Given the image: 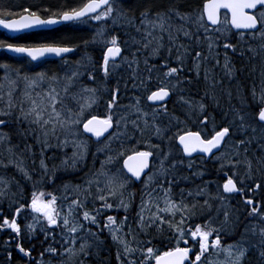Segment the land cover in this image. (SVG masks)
<instances>
[{"label":"snow or ice","instance_id":"obj_1","mask_svg":"<svg viewBox=\"0 0 264 264\" xmlns=\"http://www.w3.org/2000/svg\"><path fill=\"white\" fill-rule=\"evenodd\" d=\"M142 2L143 0H137L138 5ZM113 3L114 0H81V3L77 6L64 10L35 6L36 10H33L32 7H23L17 12L6 6L3 0H0V27L13 33H20L50 25H79L88 21L106 22L108 18L112 17ZM155 6V0H147L140 12V25L145 29L143 42L135 41V43L141 44V47L136 52L131 53V59L122 55L123 49L120 46L118 36L105 38L104 31L101 29L97 31L96 37L93 38V43H96L97 38H99V42L104 45L101 56L102 63L99 68L103 79L107 81L109 78H116L115 87L111 90L106 89L109 92L110 99L106 102V116L104 118L92 115L86 122L82 119L85 110L96 103V88L81 87L80 93L74 94V99L76 96H80L84 100L83 104H79L78 101L79 108L76 112L66 108L63 103L69 89L82 77L86 76L91 83H96V76L94 75L96 69L94 67L91 69L85 68V71L82 72L79 70L82 66L81 62H77L76 70L60 77L55 73L49 75L44 71L23 72L20 68L13 69L6 62L0 63V69L4 72L3 77L0 78V81H2L0 82V104H2L0 106V144L10 141L9 135L3 132L2 129L13 123L9 117L17 108L19 109L17 121H26L29 125V133L22 132L21 135L31 134L33 131L32 125L39 128L42 134L43 139L37 138V143L41 145L39 163V174H42L41 179L47 176L50 171L43 158L45 148L51 146L48 144V137L50 135L55 136L58 128L73 137L77 136L78 133L70 130L81 128L82 133H91L96 137L98 143L100 138L104 137L106 140L104 148L109 151H112L111 144L113 142L123 146L128 141H134L137 134L143 137L145 131L149 129H151L152 135L163 142L164 134L169 129L161 128L155 122L160 114L169 118V127H171V122H175L176 125L186 123L180 120L179 117L169 114L167 109V102L172 95L185 91L180 85L183 83L192 84L191 79L181 78V73H184L186 69V58L189 56L192 58V70H194L196 78L201 75V65H205L203 69L204 81L210 87L215 88L216 83H219V81L212 82V70L207 65L210 62H214L216 66L220 65V53L216 49L221 45L219 40L214 38L215 34L220 32L218 26H223L228 31H231L232 28L246 29L249 30L253 39L264 40V0H207L203 10L195 17L190 14H182L171 0L166 11H157L153 15ZM222 9L226 10L223 19L221 18ZM41 12L45 13L46 16H42ZM172 17L178 18L182 24L174 26L171 22ZM128 22L134 23V20ZM187 22L193 24L194 30L183 26ZM208 22H211L212 28L208 26ZM136 30L140 32V27H137ZM156 30H159L160 35H153ZM164 34H167L168 37L166 56L163 58L164 63L160 65V68L166 69L163 72L164 80H160L157 76L158 83L163 86L150 91L147 85L152 80V72L158 71V69L155 65H150L148 57H145L143 63L147 76L142 77L139 73L140 60L138 53H142L144 49L149 48L155 42L151 55H159L161 48L165 47L162 43ZM181 36L188 41L187 44L179 42ZM241 38H243V33H241ZM72 40V37H65L56 43L39 45L13 44L0 41V52H12L20 57L30 58L32 62L54 56L64 59L65 64H67L69 61L66 59V55L76 52L79 47V45L72 43ZM222 47L224 49L223 70L225 73H231L233 69L229 67L230 61L227 52L231 50L236 53V45L225 42ZM174 50L175 57L173 59ZM240 55H243V50H241ZM85 59L91 63L90 58L86 57ZM173 62L176 66H172ZM119 71H127V78L119 76ZM13 75L15 79H12ZM121 80L124 81L123 84H121ZM19 81H23L24 89L22 92L23 100L17 105L13 102V96L15 86ZM3 82L8 84L6 93L3 92ZM129 82H131L133 90L150 91V94L145 97L147 101L161 102L159 106L155 104L152 106L151 125L149 124V113L143 111L140 97H132L135 101L133 104L121 105L119 103L118 98L128 90ZM61 83L62 87L58 90L56 85ZM45 85H47L46 88ZM37 89H40V91H37ZM61 93L64 94L63 97ZM84 93L88 95L84 96ZM251 95L253 100L259 103L258 112L250 117L260 125L259 135H257V127L248 123L249 113L241 114V109L236 108L230 110L232 112L231 118H229L227 112L222 113V120L226 126L222 124L219 126V130H216V118L208 114L207 105L204 103V99L209 96L207 91L204 92L200 100L180 95L178 97L179 102L186 105L188 109L185 115L191 118L193 111L196 112L198 122L203 126L211 124L214 133L206 139L201 135V132L188 130L184 131L182 135L177 132L167 138L169 143L174 138L178 139L179 144L182 145V153L187 160L186 164L184 159L174 160L166 167V162L172 154L171 150L166 152L159 144H149V148L152 150L137 151L133 149V155H129L124 160L126 173L118 170L116 173L110 174L105 171L118 156L124 154L123 152H117L116 156L106 155V159L101 161L100 169L91 178L85 179V186L77 185L75 187V195L72 198H69L66 194L70 187L66 184L64 186L65 195L61 197L65 201L70 200L67 203L66 211L64 208H58L57 196L50 193L47 194L50 199H45L46 194L44 192L37 194L34 191L30 203L27 201L23 203L16 200L10 201L8 210L11 218L4 215L3 211L0 210V231L10 230V239L4 240L0 244V247L4 249L2 254L4 264H10L13 251L20 255L21 260H26L27 264H43L44 253H41V259L37 262L32 256L35 246L25 248L22 242L26 238L31 243L34 238H37V231L44 236L45 243L49 240L56 241V229L60 230L61 239L65 244L75 245L76 240L81 238L79 236L81 232L97 237V233L91 231V226L99 228L100 219L98 218L105 216L109 210H113L114 205L109 200H115L116 211L123 210L127 213L132 206L134 193L130 192L127 199L123 198V190L131 181H140L143 184L140 204L135 215L139 231L147 233L149 229H154L159 234L167 229L171 233L168 243L174 242L175 246L169 247L166 251L147 246L151 241H137L134 235L136 230L131 227L127 215L119 223H117L116 217L107 215L104 228L108 230L112 240L118 245L116 254L118 264H124V259H121L122 255L127 260V264H136L131 257L137 252L143 257L141 264H202V257L209 252L210 248L225 254L223 264H243L250 251L255 252L258 264H264V227L258 224L246 225L240 240L226 247L222 246L220 235L223 226L229 223L230 215L238 211V209L232 207V200H236L246 210L248 217L264 221V204L260 203V198L264 196V177L257 179V176L253 174L252 160L248 158L253 143L256 144L258 151L264 153V82H262L259 95L255 86L252 88ZM5 96H7L6 101ZM229 96H231V93H229ZM24 102H27V108L24 107ZM212 102L217 103L215 96H212ZM58 104L60 105L59 109L57 108ZM133 115L136 118L130 119ZM129 128H131V131H129ZM105 133H108L107 137H105ZM238 133L242 134L243 138L233 142L229 147L228 142L232 141V137ZM56 139L59 140V137H56ZM69 143L73 145L76 151L69 158L72 161L70 165L67 159L62 161V164L65 167L75 168L76 161L84 159L87 147L84 141L78 139L69 141L67 138L61 141L58 146L66 147ZM14 147L18 146H10L7 149L10 157L14 154ZM223 148H229L228 153H225ZM25 150L31 152V146L26 144ZM98 151H104V149H98ZM217 152L220 155H216ZM193 153L207 154L208 157L221 162V170L230 167L235 171L231 176H228L226 182L222 185H216L215 195L209 192V185L216 182L209 180L204 181L202 185L192 190L181 188L180 198L177 201L173 198V188L178 186L181 180L188 181L193 177L202 178L205 175L203 171L199 170L193 172L192 177L177 175L178 168L186 167L191 170L196 166ZM150 157H154L158 161L157 164L153 165L156 171L153 172L150 169L149 173H145V169H149ZM255 159L259 169L264 170V156L255 157ZM22 163V161L17 162L11 158L9 159V164H15L24 178L31 181L32 175L22 167ZM7 166L3 161H0V167L6 168ZM241 168L244 169L242 173ZM127 173L131 175L128 176ZM142 175L146 176L143 181H141ZM157 177L158 181L155 179ZM53 178L54 171L49 179ZM9 183L8 180L0 177V203L7 194ZM33 188H35V182H33ZM93 189H95L94 196L92 195ZM187 197H192L193 203H187ZM200 197H206L203 204L198 202ZM89 200L93 204L91 211H88L85 207ZM210 200L216 201L218 204L215 209L216 215L210 217L205 225H196L194 230L187 229L185 225L192 220L196 209H212V205L209 203ZM97 203H99V207H96ZM28 215L32 216L31 222L22 224L21 221H27ZM221 215H223L221 228L213 227L214 221ZM177 216H179V220L173 223ZM236 219L239 220V217H236ZM126 224H128L127 233L123 231ZM249 231L253 235L259 236L258 242L251 243L245 239ZM186 232L189 239H193L198 243V251L195 253L192 252V247L187 246ZM214 233L215 236L210 242V238L213 237ZM128 236H131V240L127 239ZM161 243L164 242L161 241ZM133 244L137 246L133 247ZM140 244L145 246L140 247ZM181 244L185 246L182 247ZM89 247L90 245L87 242L81 243L79 252L84 253ZM45 251L51 255L57 254V249L51 245ZM64 253H68L69 258L77 254L71 247L63 248L60 255ZM190 253H192L191 256Z\"/></svg>","mask_w":264,"mask_h":264},{"label":"trees","instance_id":"obj_2","mask_svg":"<svg viewBox=\"0 0 264 264\" xmlns=\"http://www.w3.org/2000/svg\"><path fill=\"white\" fill-rule=\"evenodd\" d=\"M206 0H171L172 3L175 4V6L178 8V10L182 14H190L191 16L195 17L197 16L202 10L203 5ZM170 0H155L156 6L153 8V15L157 11H166L169 6ZM3 3L6 6L11 7L14 11H19L23 7H32L33 10H36L35 6L40 7H49L53 8L54 10H64L66 8H71L77 6L79 3H81V0H3ZM147 3V0H143V2L138 5L137 0H114L113 3V14L112 17L108 18L106 22H97V21H88L86 23H81L79 25H60L52 29H42L38 31H32L23 33L21 35L17 36H11L7 35L5 32L0 31V41H4L5 43H13V44H25V45H39L43 43H56L61 38L65 37H72V43L79 45L76 52L70 54L68 61L69 63L65 65V68H70L71 71L76 70L77 62H81L82 66L79 68L80 71H85V68L91 69L95 68L96 71L94 72V75L96 76V83H90L91 88H96V98L102 103V106L100 109L95 108V112H98L99 116H106V102L110 99L109 92L107 90H111L116 85V78H109L107 81L103 79L102 72L99 71L100 64L102 63V49H104V45L99 42V38H97V42L93 43V38L96 37V33L99 30L104 31L105 38H110L111 36H118L120 40V46L123 48V56H128L129 59H131V53L136 52L138 48L141 47V44L135 43V41H141L143 42V32L144 28L140 25V12L143 10L144 4ZM223 13V17H224ZM42 16H46L45 13L41 12ZM134 20V23H129L128 21ZM171 22L174 26H179L182 24V22L176 18L172 17ZM184 27L190 28L194 30V26L191 22H187L183 24ZM210 28L213 26H210ZM137 27H140V32H137ZM220 27V32L216 33L214 38H217L220 43V47L216 50L220 53L219 59H220V65L216 66L214 62H210L207 67L210 68L211 71V79L213 83H216L219 81V83H216V87L212 88L206 82L204 81L203 77V69L205 65H201V75L199 78H196L194 70H192L193 61L192 58L189 56L186 58V69L184 73H181V78L187 77V79L192 80V84L183 83L180 85L181 88L185 89L183 92H177L176 94H173L171 99L167 102V109L168 113L175 115L179 117L180 120L185 121L186 123L176 125L175 122H171V127L169 118L163 114H160L158 118L156 119V123L161 128H168L169 130L165 132L164 134V140L163 142L159 139H157L154 135H152L151 129L146 130L143 137L139 136V134L136 135V138L134 141H128L121 146L119 143L113 142L111 144L112 151H109L108 149L104 148V145L106 143V140H101L99 143L97 141H94L91 138H87L88 143L86 144L87 152L84 156V159L80 161V164L76 166L75 170H72V172H79L82 173L84 176V179L91 178L94 173H96L101 166V161H104L106 159V155L116 156L117 152H123L124 154L122 156H118L114 161L113 164L109 166V168L105 169V171H108L110 174L116 173L118 170L125 173L122 167V161L123 158L133 152V149L137 151H149L152 150L149 148V144L156 145L159 144L164 151L171 150V156L169 157V160L166 162V167L168 164H170L174 160H185V164L187 163V160L185 159V156L182 155L180 147L177 144V139L174 138L170 143L168 141V137L173 136L174 133L179 132V134L184 133V131H199L201 132V135L204 138H210L213 133V127L211 124H208L206 126L201 125L198 122L197 119V113L193 111L191 118H189L185 113L188 111L186 105L179 102L178 97L180 95L187 97H192L194 100H200L201 97L204 95V92L207 91L209 93V96L204 99L205 105H207V111L208 114L211 116H215L216 118V130H219V126L222 124H225V122L222 120V113L227 112L229 118L232 116V112L230 111L232 108L241 109V114H244L245 112L249 113L248 123L257 127V135H259V127L255 120L251 119L250 117L252 115H255L259 110V103L257 101H254L251 95L252 88L255 86L256 92L259 95L260 89L262 86V82H264V40L261 39H253L250 35V32H235L233 29L231 31H228L223 26ZM241 33H243V38H241ZM153 35H160L159 30H156L153 32ZM85 42H88L87 44ZM126 42V43H125ZM181 43L187 44L188 41H186L182 36L180 37ZM231 43L235 44L237 51L236 53H233L231 50L227 52V55L229 57V67L233 69L231 73H225L223 70L224 65V49L222 47L223 43ZM162 43L164 44V48H161L160 54L157 56L151 55L152 47L155 46V42H153V45L150 46L147 49H144L142 53H138V58L140 60L139 64V73L142 77L147 76V72L145 70V65L143 63V60L145 57H148V63L150 65H155L156 69L158 71L152 72V80L150 83H148L147 88L150 91H153L157 89L161 85L157 81V76H159L160 80H164L163 72L166 71L164 68H160V65L164 63V57L166 56V48L168 47V37L167 34H164V38L162 40ZM201 50V49H197ZM241 50H243V55H240ZM90 58L91 63L85 58ZM175 57V50L173 51V59ZM5 60L8 64H21L22 59L20 57H13V56H7L4 54H0V63H3L2 60ZM119 60V59H118ZM88 61V62H87ZM49 64H52L53 67H55L56 64H58L56 60H47L46 61ZM44 62V63H46ZM41 63L40 65L44 64ZM172 66H176L175 63H172ZM23 67V66H22ZM4 74L1 75V78ZM119 76H123L127 78L128 72L127 71H119ZM12 79H15V76H12ZM87 77H82L79 81H77L74 86L69 89V95L77 94L78 91H80V82L81 86L84 87L87 84L86 80ZM6 83V82H5ZM88 83V84H89ZM124 81L121 80V84H123ZM175 83V81H173ZM7 84V83H6ZM88 86V85H87ZM6 89L8 90V84ZM150 91H144L143 89L140 90H133L131 87V82H129V87L126 92L123 93L118 99L119 103L121 105H129L135 103V101L132 99V97H140V103L143 108V111L149 113V124L151 125L152 119V104H150L145 97L150 93ZM229 93H231V96H229ZM98 96V97H97ZM212 96H215L216 104L212 102ZM7 96L4 97L6 100ZM14 101V98H13ZM2 106V104H0ZM218 105V106H217ZM135 115L131 116L130 119H135ZM115 120V117H114ZM14 127V125H12ZM143 126V125H141ZM226 126V124H225ZM5 129V128H3ZM129 131H131V128H129ZM8 133L11 135L10 141H7L4 143V148L0 146V161H3L4 164L8 165L5 167H0V177H3L4 179L9 180V177L11 178V183L8 185L7 194L5 198L3 199L2 203H0V210L3 211V214L6 216H9L11 218V214L8 210V205L10 201L16 200L21 203L25 201H29L30 197L29 194H26L29 189L28 185H25V180H23L18 175V170L16 166L9 164V162L5 161L10 156L7 149L10 146H20V144L24 143V140L21 138L22 135L16 134L13 129H9ZM19 133V132H18ZM16 137V138H15ZM243 138L242 134L238 133L232 137V141H229V147L232 145L233 142ZM26 141V140H25ZM138 141L139 143H137ZM28 142V141H27ZM15 148V147H14ZM98 149H104V151H98ZM52 150V149H51ZM34 156L30 159L35 162V167L37 171L40 173L39 169V163L41 159V152L37 148L32 149ZM53 152H44L43 158L45 159V162L47 164L48 169L51 167H54L57 169L58 172H60L62 169H58V162L57 158H59L60 153H64L63 151L57 150L56 155L57 158L54 161L52 160V157L54 155L55 150H52ZM223 151L225 153H228L229 148H223ZM17 151L14 150V157H19ZM39 154V156H38ZM66 154V153H64ZM68 154V153H67ZM217 155H220L218 153ZM155 156V153H154ZM264 156V153H261L257 150V146L255 143L251 146L248 158L252 160V165L254 169V175L257 176V179L259 180L261 177H264V170H260L259 166L256 163L255 157ZM39 157V158H38ZM201 157H203L201 159ZM39 160H38V159ZM195 159V165L193 169L189 170L186 167L185 168H178L177 169V175H187L189 177H192V173L195 171H203L205 175L202 178H191L188 181L181 180L178 184V186L173 188V198L179 201V192L180 189L183 188L185 190H192L196 188L197 186L202 185L204 181H215V184L209 185V192L212 195L216 194L217 188L216 185H222L227 180V176H231L233 174L234 169H231L230 167H225L223 170H221L220 161H216L214 158L211 157H205L202 155H198L196 157H193ZM155 164H157V160L154 158ZM34 163L32 164V166ZM153 168V166H152ZM151 171H155L154 168L151 169ZM241 173L244 171L243 168L240 169ZM67 172V171H66ZM50 173V171H49ZM7 175V177H5ZM45 178V176H44ZM235 178V177H233ZM15 179V181H13ZM146 179V178H145ZM158 181V178H155ZM33 180V179H32ZM35 182V179L33 180ZM31 181V182H33ZM21 184V187L19 186ZM138 188L136 191L133 190V193L135 194L134 202L132 203V206L128 210L127 213H125L123 210L116 211L115 206L113 210H109L105 216L100 217V227L97 228L96 226H91V231L94 233H97V237L89 236L85 232L79 233V236L81 238H78L76 240L75 245L72 244H65L64 241L61 239L60 236V230L56 229V241L53 242L52 240H49L48 242H44V236L37 231L36 237L34 238L31 243L25 238L23 239V244L25 248H31L34 247V251L32 252V256L35 258V261H40L41 259V253H44L43 256V264H118V261L116 259L117 249L118 245L115 243L111 235L109 234L108 230L104 228V222L107 215H112L116 217L117 223L120 222V220L123 219L125 215L129 218V223L131 224V227L135 229L134 235L136 236L137 241L140 242H147L151 241L150 244H147V246L153 247L154 249H159L161 251L168 250L169 247H174L173 243H168L169 237L171 236V233L165 229L163 233H157L154 229H149L147 233L140 232L137 228V222L135 221V215L138 211V206L140 204V198L142 194L143 184H137ZM34 189V188H33ZM95 190V189H93ZM132 193V187L131 184L126 185L125 189L123 190V196H125V199L128 198V193ZM25 193V194H24ZM94 196L95 193H92ZM119 197V196H118ZM23 198V199H22ZM206 197H200L198 198L199 204L204 203V199ZM238 199V198H237ZM115 202V200H112ZM186 202L191 204L193 203L192 197H187ZM112 203V202H111ZM209 203L212 205V209H196L195 215L192 218V220L188 221L185 227L187 229L193 230V228L197 225H205L207 220L210 217H213L216 215L215 209L218 207V204L216 201H209ZM260 203L264 204V196L260 198ZM231 205L233 208L238 209V211L232 213L230 215L229 223L227 225L223 226V229L221 230V237H223V242L232 244L237 243L240 238L241 234L244 232V228L246 225L251 224H258L261 227H264V221H260L259 219H254L247 216L246 210L239 205L236 200L231 201ZM67 204L64 205V208H66ZM163 206V205H161ZM86 209L88 211H91L93 208V204L87 203ZM99 207V206H98ZM236 217H239V220L236 219ZM79 219V218H78ZM32 216L30 218H27V221H21V223L25 222H31ZM179 220V216L176 217V220L173 221L175 223ZM223 221V215L219 216L216 221L213 223V227L221 228V222ZM83 223V221H81ZM87 226V225H86ZM226 229L227 231H225ZM10 230H4L0 231V244L3 243L4 240L10 239L9 236ZM123 231L125 233L128 232V224L124 226ZM215 236V233L213 234ZM127 239L131 240V236H128ZM185 239L187 240V246L195 248V252L198 251V243L197 241H194L193 239H189L188 233L185 234ZM246 240H248L251 243H256L259 240L258 235H253L251 231H249L245 237ZM163 241L164 243H161ZM87 242L90 247L86 249V252L81 253L79 252V248L81 243ZM51 245L52 247H55L57 249L56 255L48 254L45 249ZM63 245V247H62ZM167 245V246H165ZM133 247H136V244L132 245ZM140 247H144V244H140ZM181 246H185L184 244H181ZM71 247L74 249V251L77 253L76 255L71 256L69 258L68 253H64L63 255H60L61 252H63V248ZM14 248V245H13ZM3 247H0V264H4V257H3ZM122 251V249H121ZM208 254L205 253V256L202 257V264H204V258ZM97 255L98 258L95 256ZM223 255H217V260L219 261ZM252 261L256 262L258 264L257 256L254 251H250L248 256ZM121 259H124V264H127V260L121 256ZM131 259L135 260L136 264H141V260L143 257L140 255L139 252L135 253L131 257ZM206 260V258H205ZM212 259H209L207 261V264H211ZM221 261V260H220ZM10 264H27L26 260H21L20 255L17 254L16 251L12 252V260ZM255 264V263H254Z\"/></svg>","mask_w":264,"mask_h":264},{"label":"rangeland","instance_id":"obj_3","mask_svg":"<svg viewBox=\"0 0 264 264\" xmlns=\"http://www.w3.org/2000/svg\"><path fill=\"white\" fill-rule=\"evenodd\" d=\"M70 73H71V71L68 74H70ZM65 74H66V72L63 74V76ZM63 76H60V77H63ZM86 80H88V79H86ZM88 83H89V80L87 81V84L84 87H90V83L89 84ZM44 87L46 88L47 85H45ZM56 87L59 90L62 87V83L56 85ZM81 87L82 86H81V82H80V88ZM23 89H24V83H23V81H19L17 83V85L15 86V93H14V96H13V98H14L13 102L15 104H17V105H19L22 102V100H23V97H22ZM37 91H40V89H37ZM78 93H80V91H78ZM63 95L64 94L61 93L62 97H63ZM83 95L87 96L88 94L84 93ZM73 96L74 95H72V94H70V95L68 94L67 97H64L63 103L66 106V108L71 109L73 112H76V111H78V108H79L78 101H79V104H83L84 100L81 99L80 96H76V98L74 99ZM6 100H7V98H6ZM25 104H27V102H24V105ZM27 106H26V108H27ZM101 106H102V103H101L100 99L98 100L96 98V103L93 104L90 108L85 110V112L83 114V118H82L83 121H85L87 118H90L92 115H98L99 116L98 112H95L94 110H95V108L100 109ZM57 108L58 109L60 108L59 104L57 105ZM18 116H19V109L17 108V109H15L13 111L11 117H9L13 121V123L10 126L5 127V129H2V131L7 133L9 135V137H11V135L8 133L9 129H13L16 134H20V135H21L22 132L23 133H29V125H28V123L26 121H19L18 122L17 121V117ZM12 125H14V127ZM32 129H33V131L31 132V134H27V135L21 137L24 140V143L20 144V146L14 148V150L17 151L19 157H14V154H13L11 157L9 156L7 158V160H5V161L9 162L10 158L13 159V160H16L17 162L22 161L23 162L22 163V167H24L28 171V173L30 175H32V179L33 180L35 179V188L33 189V182L34 181L31 180V181H33V182H31L29 180H26L23 177V174L18 171V175L19 176H17V177H20L23 180H25L24 181L25 185L29 186L28 191L27 192L25 191L26 194H29V196H31L34 191L37 192V194L39 192H44L46 194L45 195V199H50V196H48L47 194L50 193V194L53 195V193L56 191L57 192L56 193L57 194V198L59 200L57 206H58V208H64V205L67 204L65 200L61 199V197H63L65 195L64 186L66 184L70 186L69 190H68V192L66 194H67V196L69 198H72L75 195L74 189H75V187L77 185L85 186L84 185L85 179H84V176H83L82 173L72 172V170H75V169H73L72 167H65L62 164V161L66 160V159L68 160L69 165L72 163L71 159H69V158L72 157L73 152L76 151V149L73 147V145L71 143H69L66 147H61V146H58V145L65 138H67L69 141H71L72 139H78V140L84 141L85 144H87L88 140H87L86 137H88V135L85 134V133H82V129L81 128H72L70 130L71 132L78 133V135L75 136V137H73L71 135H68L66 132H64L63 130H60L59 128L57 129V131L55 133V136L50 135L48 137V144L51 145V146L50 147H46L45 151L52 153L53 152L52 150H55L51 161H54L57 158V155H56V151L57 150L63 151L66 154L60 153L59 158H57L58 162L60 161V163L58 164L59 165L58 169H62V170L60 172H58L56 168L51 167V168H49L50 173H48V175L45 176V178L41 179V175L42 174H39V171H37V169L35 167V162L33 160H31L30 158L31 157L33 158V156H34V153L32 151L33 148H37L38 153H39V150L41 149V145L37 143V138L40 137V139H43V137H42V134H41L39 128H37L35 125H32ZM56 137H59V140H57ZM88 138H91V137L89 136ZM100 140H105V138L104 139H100ZM26 144L31 146V152H28V151L25 150V145ZM0 146L2 148H4V144H0ZM179 147H180V150H181V153H182V147L181 146H179ZM182 155L184 156L183 153H182ZM38 156H39V154H38ZM196 156H198V155H194L193 157H196ZM80 161L81 160H79V159L76 161V166H78L80 164ZM33 163H34V165L32 166ZM157 163H158V161H157ZM154 164H155V162H154V159H153V165ZM12 165L16 166L15 164H12ZM154 170L156 171L155 168H154ZM53 171H54V178L53 179H49V177L53 175ZM124 172H126V171H124ZM33 173H37V174H33ZM5 177H7V175ZM38 179H40V184L38 182ZM9 180H10V183H11V178L10 177H9ZM13 181H15V179H13ZM129 184H131L132 193H133V190L136 191V189L138 188L137 183H135V181H131ZM129 184H128V186H129ZM19 186L21 187V184ZM93 193H95V190H93ZM118 196H119V194H118ZM125 196H123V198H125ZM69 202H70V200L68 201V203ZM90 202H91V200H89L88 203H90ZM109 202L110 203L112 202L113 205L115 206V202H113L112 200H109ZM98 206H99V203L96 204V207H98ZM64 209L66 211V208H64ZM30 217H31V215H28L27 218H30ZM197 225H200V224H197ZM195 227L193 228V230L195 229ZM213 238H214V235H213V237L210 238V242H211V239H213ZM223 240H224L223 237H221L222 246L226 247L227 245L232 244L231 242L225 244L223 242ZM217 255H218V257H219V255H223V256H220V257H222L220 259L221 261L217 260V258H216ZM95 257L98 258L97 255ZM205 258H206L207 261L209 259H212L211 262H210L211 264H223V262L225 261V254L223 252H218L217 250H214V249L210 248L209 252H208V254L206 255ZM205 258H204V264H207V261L205 260ZM254 263L257 264L254 261L251 262L249 257H246L244 262H243V264H254ZM81 264H84V263H81Z\"/></svg>","mask_w":264,"mask_h":264},{"label":"bare ground","instance_id":"obj_4","mask_svg":"<svg viewBox=\"0 0 264 264\" xmlns=\"http://www.w3.org/2000/svg\"><path fill=\"white\" fill-rule=\"evenodd\" d=\"M0 31H3V32H5L7 35H11V34H9L8 32H6V31H4V30H0ZM32 32V31H31ZM17 35H21V33L20 34H16V36ZM68 56L66 57V59L68 60ZM51 60H56V61H58L57 63L58 64H56L55 65V67H53V65L52 64H49V63H44V64H42V65H40V66H38V67H36L35 69H26L25 71L26 72H28V73H33V72H39V71H44V72H46V73H48L49 75H52L53 73H55V74H57L58 76H63V74L66 72L67 74L71 71V69L70 68H65V65H67V64H65V62H64V59H61V58H52ZM11 65V67L13 68V69H15V68H20V69H22V71L23 72H25L24 70H23V65H19V64H10ZM4 74V73H3ZM0 78H1V74H0ZM0 82H2V81H0ZM4 83V87H3V92H7V89H6V87H7V84L5 83V82H3ZM155 90H157V89H155ZM154 91V90H153ZM24 177V176H23Z\"/></svg>","mask_w":264,"mask_h":264},{"label":"water","instance_id":"obj_5","mask_svg":"<svg viewBox=\"0 0 264 264\" xmlns=\"http://www.w3.org/2000/svg\"><path fill=\"white\" fill-rule=\"evenodd\" d=\"M207 2V0L205 1V3ZM204 3V4H205ZM204 6V5H203ZM222 11H225L226 12V10H224V9H222L221 10V14H222ZM210 25H211V22H208ZM57 26H60V25H50V26H47V27H45V28H35V29H30V30H26V31H24V32H20V33H25V32H31V31H37V30H41V29H52V28H55V27H57ZM234 29V28H233ZM0 30H4V31H6V32H8L9 34H11V35H16V34H20V33H13V32H10V31H7V30H5L4 28H2V27H0ZM234 30H236V31H239V30H241V31H247L246 29H234ZM7 53H9L10 55H14V56H19L18 54H15V53H12V52H7ZM68 55V54H67ZM48 58H57V57H54V56H48V57H45V58H42L41 60H44V59H48ZM30 59V58H29ZM118 59V58H117ZM41 60H39V61H41ZM35 62H37V61H35ZM170 100V99H169ZM168 100V101H169ZM151 104H155V105H160V103L161 102H152V101H149ZM111 131V130H110ZM193 132H196V131H193ZM87 135H89V136H91L92 138H94V139H97L96 137H94L91 133H86ZM183 134V133H182ZM181 134V135H182ZM108 135V133H105V137ZM104 137H101L100 139H103ZM177 141H178V139H177ZM178 143H179V141H178ZM180 145V144H179ZM181 147H182V145H180ZM218 153V152H217ZM129 155H133V153H131V154H129ZM128 155V156H129ZM194 155H203V156H207V154H200V153H193V156ZM127 156V157H128ZM127 157H125L124 158V160H126L127 159ZM124 160H123V167H124ZM151 162H152V157H150L149 158V169H145V173H148L149 172V170H150V168H151ZM134 163V162H133ZM125 169V171L127 172V170H126V168H124ZM129 176L131 175L130 173H127ZM145 176H143L142 175V177H141V181H142V179L144 178ZM137 183H139L140 181H136ZM192 252H193V248H192Z\"/></svg>","mask_w":264,"mask_h":264},{"label":"flooded vegetation","instance_id":"obj_6","mask_svg":"<svg viewBox=\"0 0 264 264\" xmlns=\"http://www.w3.org/2000/svg\"><path fill=\"white\" fill-rule=\"evenodd\" d=\"M222 19H223V17H222ZM233 29V28H232ZM234 30V29H233ZM235 31V30H234ZM235 32H243V31H235ZM246 32H249V31H246ZM0 54H4V55H7V56H9L10 54H8V53H6V52H0ZM72 54V53H71ZM70 55V54H69ZM69 55H66V57L68 56V57H70ZM21 59H22V61H21V64L23 65V70L25 71L26 69H35L36 67H38V66H40V64L41 63H44V62H46L47 60H51V59H46V60H44V61H42V62H37V63H35V62H32V61H30V59H28L27 57H20ZM2 62L3 63H5L6 61L3 59L2 60ZM4 72H3V70L2 69H0V74L2 75ZM4 90V89H3ZM26 106H27V104H25L24 105V107L26 108ZM40 138V137H39ZM38 182H39V184H40V179H38ZM57 192L55 191L54 193H53V195H55V196H57V194H56ZM30 199H31V197H30ZM30 201V200H29ZM28 201V202H29ZM58 201L59 200H57V204H58ZM30 203V202H29Z\"/></svg>","mask_w":264,"mask_h":264}]
</instances>
